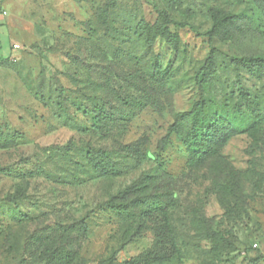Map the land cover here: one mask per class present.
<instances>
[{"label": "rangeland", "instance_id": "1", "mask_svg": "<svg viewBox=\"0 0 264 264\" xmlns=\"http://www.w3.org/2000/svg\"><path fill=\"white\" fill-rule=\"evenodd\" d=\"M159 10L182 25H172L176 53L161 38L144 45L141 26L158 22ZM222 13L240 17L210 39ZM212 47L264 55V0H0V128L22 133L0 148V264H49L57 246L70 251L63 264L140 256L145 264H264V117L201 163L168 129L199 98L195 75ZM154 55L168 69L162 81L150 76ZM238 85L264 98V71L254 76L217 55L215 96L239 102ZM122 97L147 104L129 121L99 124L77 109L122 108ZM62 99L86 130L62 125L54 106ZM132 142L138 160L122 149ZM91 148L108 151L122 173L99 176ZM142 175L170 199L165 248L156 245L158 223L140 228L133 211L124 219L101 205ZM82 217L84 233L70 227Z\"/></svg>", "mask_w": 264, "mask_h": 264}, {"label": "trees", "instance_id": "2", "mask_svg": "<svg viewBox=\"0 0 264 264\" xmlns=\"http://www.w3.org/2000/svg\"><path fill=\"white\" fill-rule=\"evenodd\" d=\"M97 12L99 18L106 13V9L99 7ZM158 16V22L154 24L145 23L141 26L140 34L144 36V45L150 49L152 42L157 37L161 38L167 47L176 53L181 46V40L177 29L172 25H182L169 19L165 10H159ZM239 17V15L232 13L214 15L213 24L208 33L210 39L213 35H218L233 26ZM219 54L228 58L230 62L240 65L254 76L260 77L264 71V55L237 57L222 53L214 47L210 49L195 75L199 98L189 110L176 112L168 127L170 132L178 134L186 147V151L195 163L217 157L218 148L233 133L239 130L248 132L264 117V98L258 94H250L240 85L237 87L239 102H231V97L218 99L215 96L213 82L217 76V55ZM111 57L113 58V56ZM162 63L159 55H154L153 58L149 59L150 76L158 78L160 81L165 78V72L168 70L163 67ZM120 104L122 108L111 106L112 109H108L104 104L97 102L94 103L92 110L84 105L78 106L77 109H81L82 115L91 118L94 124H99L106 119L109 121L118 119L129 121L135 114L133 109L139 108L138 110H140L147 103L137 97H122ZM54 106L56 116L62 125L72 129L86 130L87 127L81 125L76 116L69 111L68 105L63 99L57 100ZM20 137H22V133L5 125L0 128V148L14 145ZM122 149L126 154L133 156L135 160L143 157V152L136 146V143L124 144ZM145 156H149V154L145 153ZM86 158L99 176H116L122 173L121 167L104 149H87ZM149 186L150 177L142 175L115 195L110 196L101 205L113 209L124 219L128 218L133 211L135 214L133 216L137 218V225L140 228L146 222L158 223L160 227L156 234V245L165 248L172 242L169 237L171 230L165 221L170 199L167 191L156 193L153 189H149ZM192 211L195 219L197 209L194 208ZM85 220L86 217H82L70 227L84 233L87 229ZM68 254L70 251L57 246L50 250L46 260L49 264H59L60 262L63 264L67 260ZM145 263V259L140 256L125 261L123 264Z\"/></svg>", "mask_w": 264, "mask_h": 264}, {"label": "built area", "instance_id": "3", "mask_svg": "<svg viewBox=\"0 0 264 264\" xmlns=\"http://www.w3.org/2000/svg\"><path fill=\"white\" fill-rule=\"evenodd\" d=\"M2 14H6V11L5 10H2ZM13 46L16 48V47H18V44L14 43Z\"/></svg>", "mask_w": 264, "mask_h": 264}]
</instances>
